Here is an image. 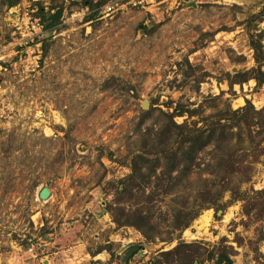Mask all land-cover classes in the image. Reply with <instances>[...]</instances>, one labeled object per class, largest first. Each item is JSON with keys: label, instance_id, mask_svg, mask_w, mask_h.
<instances>
[{"label": "rangeland", "instance_id": "rangeland-1", "mask_svg": "<svg viewBox=\"0 0 264 264\" xmlns=\"http://www.w3.org/2000/svg\"><path fill=\"white\" fill-rule=\"evenodd\" d=\"M48 1L0 0V264H181L160 254L179 241L191 242V264L221 251L230 264H264V214H246L230 189L264 187V154L248 175L221 163L230 145L249 146L244 125L242 140L229 128L189 171L180 161L161 173L173 160L161 150L177 145L171 106L198 118L245 98L264 104V82L228 81L255 65L250 35L264 49V0H118L92 18L91 1L64 0L57 26L20 44L17 15ZM189 209L199 213L176 227ZM126 216L140 227L114 220Z\"/></svg>", "mask_w": 264, "mask_h": 264}, {"label": "trees", "instance_id": "trees-1", "mask_svg": "<svg viewBox=\"0 0 264 264\" xmlns=\"http://www.w3.org/2000/svg\"><path fill=\"white\" fill-rule=\"evenodd\" d=\"M15 0H9L8 4L11 5ZM90 2V12L86 16L92 18L96 16L99 11L101 1ZM64 9V0H49L48 4L44 5L42 2L37 6L35 13L40 17L44 29L46 32H50L53 28L61 22ZM249 44L253 48V58L255 65L245 70H237L232 74L229 83L243 82L248 78H253L257 86H261L264 82V49L260 37L250 35ZM46 44H44V48ZM172 109L168 112L171 123L177 128L175 140L177 145L174 147H165L161 150L164 156L172 162L166 167V170H162L161 173L167 171L171 173L172 170L179 167L180 161H182L181 168L184 172L189 171L195 163L196 154L208 144L217 142H228L230 140V132L233 126L237 127L238 141L242 140V136L239 135V129L242 125L246 128V137L248 139L249 146H229L224 155L221 158L223 170L228 173L241 170L247 175L252 169V164L258 161L264 154V104L260 107H256L249 98H245V102L235 108L226 106L225 108L218 109L214 113L201 115L198 118H191L196 115V108L189 107L188 105L177 103L171 106ZM186 114L181 122L174 120L175 115ZM199 122H201L199 124ZM262 129V138L255 139L253 129L255 127ZM179 148L181 149L182 160L177 154ZM140 169V166L136 163L131 165V172L127 174L128 177L133 176V172ZM160 173V174H161ZM159 175V174H157ZM150 176V174H149ZM248 177V176H247ZM232 197L244 199L243 210L246 214L254 210L255 215L259 218L264 214V187L259 189L251 188L248 190H241L237 187H232ZM221 208H224L223 206ZM134 210H139L138 208ZM124 211V210H123ZM199 212L192 209L187 210L183 215V218H176V227L183 228L189 225L190 221L197 216ZM120 224H131L136 227H140V224L130 220L127 216L125 220L114 219ZM147 237L148 235L145 234ZM264 237V232L260 229L259 238ZM191 242L179 241L169 249L160 251L162 255H174L178 254L182 256L181 264H191L194 259V254L190 252ZM99 251V250H98ZM213 252L208 255L209 259H213ZM168 259V257H167ZM172 259V257H171ZM231 258L226 251L219 252L214 260L215 264H230Z\"/></svg>", "mask_w": 264, "mask_h": 264}, {"label": "built area", "instance_id": "built-area-1", "mask_svg": "<svg viewBox=\"0 0 264 264\" xmlns=\"http://www.w3.org/2000/svg\"><path fill=\"white\" fill-rule=\"evenodd\" d=\"M143 0H127L126 2H131L133 4L141 3ZM118 0H107L104 4L99 6L98 11L100 12V16L102 17L105 14L113 13L119 5ZM15 6V5H14ZM34 8L31 7L30 9L25 6L21 12V16L17 15L14 26L17 28V31L20 33V41L19 43H35L36 45L40 41V36L43 31H45L43 23L40 17L34 12ZM88 6L83 8V13L89 12Z\"/></svg>", "mask_w": 264, "mask_h": 264}, {"label": "water", "instance_id": "water-1", "mask_svg": "<svg viewBox=\"0 0 264 264\" xmlns=\"http://www.w3.org/2000/svg\"><path fill=\"white\" fill-rule=\"evenodd\" d=\"M194 4V2H192ZM142 106L143 107H147L148 106V102L147 99H144L142 101ZM50 195V188L48 185H43L42 187H40V189L38 190V196L40 198H47ZM138 249V245H131L129 246L123 253H122V262H125L128 258V256H130L132 253L135 252V250Z\"/></svg>", "mask_w": 264, "mask_h": 264}, {"label": "bare ground", "instance_id": "bare-ground-1", "mask_svg": "<svg viewBox=\"0 0 264 264\" xmlns=\"http://www.w3.org/2000/svg\"><path fill=\"white\" fill-rule=\"evenodd\" d=\"M227 216V215H226Z\"/></svg>", "mask_w": 264, "mask_h": 264}]
</instances>
